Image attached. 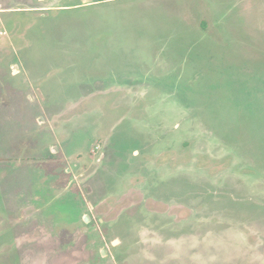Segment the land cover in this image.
I'll list each match as a JSON object with an SVG mask.
<instances>
[{
  "label": "rangeland",
  "instance_id": "1",
  "mask_svg": "<svg viewBox=\"0 0 264 264\" xmlns=\"http://www.w3.org/2000/svg\"><path fill=\"white\" fill-rule=\"evenodd\" d=\"M0 264H264V0H0Z\"/></svg>",
  "mask_w": 264,
  "mask_h": 264
},
{
  "label": "water",
  "instance_id": "2",
  "mask_svg": "<svg viewBox=\"0 0 264 264\" xmlns=\"http://www.w3.org/2000/svg\"><path fill=\"white\" fill-rule=\"evenodd\" d=\"M102 252H103V255H105V254H106V250H105V249H103V251H102Z\"/></svg>",
  "mask_w": 264,
  "mask_h": 264
}]
</instances>
